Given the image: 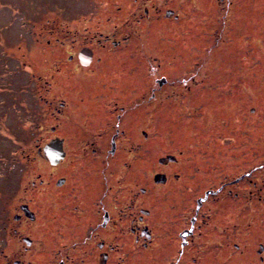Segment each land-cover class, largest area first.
Listing matches in <instances>:
<instances>
[{
	"label": "flooded vegetation",
	"instance_id": "obj_1",
	"mask_svg": "<svg viewBox=\"0 0 264 264\" xmlns=\"http://www.w3.org/2000/svg\"><path fill=\"white\" fill-rule=\"evenodd\" d=\"M176 1L97 0L99 12L90 20L67 23L54 16L34 24L33 41L45 58L32 63L34 85L17 81L21 101L11 104L14 113L4 127V137L9 133L12 140L11 163L19 160L17 153L22 160L0 175V248H7L0 251V264H220L238 253L225 249L222 255V221L234 217L230 205L242 199L236 192L240 181L202 189V164L192 157L184 163L182 151L150 162V178L141 181L138 175L145 168V146L156 152L170 144L168 130H158L164 120L171 127L170 117L162 112L154 118L153 106L173 102L190 88L169 81L179 70L173 63H179L166 48L175 38L163 30L188 21ZM196 1L211 13L253 2ZM160 44L167 55L155 58L160 75L149 79L143 58L149 46ZM32 54L34 59L33 49ZM200 62L199 70L206 69L207 53ZM146 81L147 99L139 87ZM151 118L155 136L144 129ZM32 165L39 169L36 179ZM133 177L138 187L128 190ZM38 231L40 239L32 235ZM214 247L220 253L208 254ZM258 257L263 261L264 253Z\"/></svg>",
	"mask_w": 264,
	"mask_h": 264
},
{
	"label": "rangeland",
	"instance_id": "obj_2",
	"mask_svg": "<svg viewBox=\"0 0 264 264\" xmlns=\"http://www.w3.org/2000/svg\"><path fill=\"white\" fill-rule=\"evenodd\" d=\"M96 2L0 0V175L8 173L14 157L10 148L12 140L9 133L4 137V127L8 125L6 119L14 113V107L10 109L11 104L21 101L16 97V83L21 80L28 88L34 85L31 80L32 63L36 61L39 64L45 58L33 41L35 36L32 32L37 31L34 24L36 28L40 27L38 23L44 22L45 17L54 16L67 23L79 17L90 20L99 12ZM196 3L193 0L174 2L173 5L181 6L188 21L164 27L163 34L175 38L166 46L167 53L174 55L179 63L178 66L173 63L179 70L170 73L169 81L175 87H179V82H186L190 88L185 94L177 95L173 102L164 101L157 109L153 106L154 118L156 113L162 112L170 117L171 127L167 128L166 120L160 121L158 127L159 131L168 130L170 144L167 148H157L156 152L145 146L141 153L145 168H137L138 175L141 181L147 176L150 178V162L154 164L155 159L163 154L178 155L182 151L184 163L192 157L202 164L205 171L202 189L240 181L236 192L242 199L228 204L234 217L225 215L222 221V255L225 249L238 253L229 261L222 257L220 264H234L235 261L237 264H264V258L261 261L258 257L264 253V0H253L252 7L246 9H242V2H234L227 10L218 8L217 13H211L201 3L199 8V2ZM250 27L252 30L249 32ZM205 30L208 38L205 35L202 39ZM162 48V44L159 49L149 46L148 55H144L142 69L150 74L149 79L160 75L159 61L155 58L167 55L165 51H160ZM32 49L35 51L34 59ZM206 53V69L200 71V59ZM24 59L26 67L23 66ZM145 63L148 65L145 66ZM135 73L139 76L137 71ZM202 81L206 88L202 87ZM147 86L148 81L139 87L146 92ZM131 90L129 88L128 95H132ZM150 94L148 89L145 98ZM38 107L33 106L32 112L39 110ZM150 111V108L145 109L143 114L150 115ZM150 121L144 129H149L155 136L157 128L152 125V118ZM161 140L167 143L166 138L159 135ZM21 154L17 153L15 157L22 160ZM19 160L14 161L12 166H18ZM37 173L38 167L32 165V178L36 179ZM136 183L135 177L128 180V190L138 187ZM145 185V188L149 187L144 182ZM250 191L255 193L251 195ZM186 204H189L188 200ZM234 223L237 227H233ZM39 233L33 232L32 235L40 239ZM246 246L248 248L244 249ZM216 249L207 248V253L213 254L217 250L220 253L221 248ZM0 251L7 252V248L1 247ZM38 253L43 257L41 252ZM40 254L35 255L39 257ZM42 261H45L44 258ZM206 264H211L209 259Z\"/></svg>",
	"mask_w": 264,
	"mask_h": 264
},
{
	"label": "water",
	"instance_id": "obj_3",
	"mask_svg": "<svg viewBox=\"0 0 264 264\" xmlns=\"http://www.w3.org/2000/svg\"><path fill=\"white\" fill-rule=\"evenodd\" d=\"M50 145H53L52 143Z\"/></svg>",
	"mask_w": 264,
	"mask_h": 264
}]
</instances>
